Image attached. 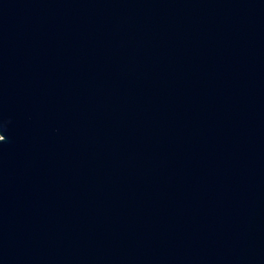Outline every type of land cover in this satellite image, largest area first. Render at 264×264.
Segmentation results:
<instances>
[{
  "label": "water",
  "instance_id": "95a60500",
  "mask_svg": "<svg viewBox=\"0 0 264 264\" xmlns=\"http://www.w3.org/2000/svg\"><path fill=\"white\" fill-rule=\"evenodd\" d=\"M0 264H264V0H0Z\"/></svg>",
  "mask_w": 264,
  "mask_h": 264
}]
</instances>
